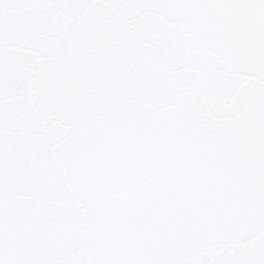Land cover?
<instances>
[{
	"label": "snow or ice",
	"instance_id": "1",
	"mask_svg": "<svg viewBox=\"0 0 264 264\" xmlns=\"http://www.w3.org/2000/svg\"><path fill=\"white\" fill-rule=\"evenodd\" d=\"M0 264H264V0H0Z\"/></svg>",
	"mask_w": 264,
	"mask_h": 264
}]
</instances>
